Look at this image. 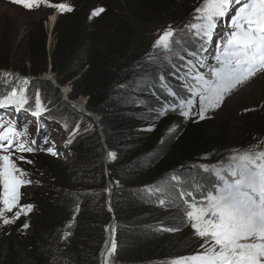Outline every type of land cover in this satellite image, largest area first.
Instances as JSON below:
<instances>
[{
    "label": "trees",
    "instance_id": "obj_1",
    "mask_svg": "<svg viewBox=\"0 0 264 264\" xmlns=\"http://www.w3.org/2000/svg\"><path fill=\"white\" fill-rule=\"evenodd\" d=\"M50 2L72 8L61 13L53 7L49 13L59 14L52 45L45 26L48 17L32 21L24 39L16 43L9 23L0 28V102H11L16 108V101L27 97L23 109L38 110L40 116L55 121L47 105L57 104L63 114L74 122L82 120L79 124L87 128H75L67 147L75 161L74 171L66 168L61 177L58 167L52 163L44 167L42 162L32 171L45 178L38 192L31 184L19 188V204H31V211L25 209L17 219L13 215L16 208L7 212L0 207L13 221L4 225L0 219V264H99L112 221L106 206L107 180L112 185L117 220L110 264H174L179 258L196 255L205 239L195 234L186 213L190 203H204L207 188L197 183L209 177L210 185L211 174L228 169L232 156L241 152L236 151L249 150L240 145L230 153L237 140L248 142L258 133L256 142L264 145L262 122L253 127L230 126L228 101L206 112L211 119L201 123L194 121L198 116L185 117L179 109L158 115L162 105L174 100L169 90L181 98L190 95L189 86L196 82L186 75L189 61L196 64L192 74L205 77L200 73L205 70V45H211L213 36L205 43L194 42V29L185 28L184 33L175 34L177 40L173 37L175 44L170 39L180 56L172 58L174 52L169 54L170 61L155 63L152 41L160 27L185 17L181 12L185 9L176 6L178 0H168L161 7L149 0L135 4L132 0ZM99 9L104 11L93 15ZM12 45H23L22 68L14 65ZM193 51L202 63L188 54ZM5 69L36 79L14 77L15 83L9 85L1 73ZM47 74L61 87L71 88V101L84 99L86 108L99 115L106 146L114 154L108 163L93 119L66 102L52 82L40 79ZM197 111L198 105L192 109ZM204 166L217 170L204 172Z\"/></svg>",
    "mask_w": 264,
    "mask_h": 264
},
{
    "label": "snow or ice",
    "instance_id": "obj_2",
    "mask_svg": "<svg viewBox=\"0 0 264 264\" xmlns=\"http://www.w3.org/2000/svg\"><path fill=\"white\" fill-rule=\"evenodd\" d=\"M11 2L29 10L43 3L56 7L61 13L72 11V8L64 3L53 5L50 0ZM237 4L239 8L231 19L233 30L229 33L230 39L222 49L223 56L217 57V66L211 69L210 76L205 78L199 74L193 75L192 69L196 68V64L189 61L191 68L186 75L196 82L195 85L189 86L190 95L181 98L174 90H169L174 100L162 105L158 115H163L168 110L179 109L181 115L185 117L196 115L201 120L205 119L206 112L220 108L227 97H232L243 90L258 73L264 74V0H204L203 7L197 9L200 15L194 17L201 23L188 25V28L195 29V35L200 40H206L217 19L223 18L232 5ZM102 11L104 9H99L93 15H99ZM173 36L174 30L169 27L154 46L161 48L163 52L174 53L175 50L169 42ZM171 43L175 44V41ZM188 54L202 63L196 51ZM160 79L163 80V77ZM11 95L15 96L16 92L13 91ZM36 95V104L39 106L41 103L39 92ZM27 102V97L16 101L18 105L16 111L23 109ZM197 104L199 110L193 113L192 109ZM7 106H11V102L8 104L0 102V108ZM31 114L39 117L41 113L35 110ZM8 132H13V129L10 127L5 132H0V153H7L0 155V161L4 162L0 166V184L4 209L12 212L13 208H16L13 215L18 219L25 209L31 211L33 207L31 204H19V188L30 184L31 181L20 178L26 173L12 159V152L15 149L12 148L13 138ZM18 150L33 151L31 147H25L24 143H19ZM109 155L114 158V154ZM19 159L25 158L21 156ZM231 159L233 163L228 169L217 170L211 174L210 185L209 177L201 178L197 186L203 183L207 188L203 194L204 203H190L191 210L186 213L188 219L193 221L191 226L195 234L205 239V243L201 245L204 251L190 257L179 258L174 264H264V150L250 149L237 153ZM27 163L32 161L28 160ZM203 170L209 172L207 166H204ZM176 179L173 177V180ZM188 195L195 200L191 192ZM0 219L4 225L13 222L4 216L3 211H0ZM115 247L113 242L109 255L115 251Z\"/></svg>",
    "mask_w": 264,
    "mask_h": 264
},
{
    "label": "rangeland",
    "instance_id": "obj_3",
    "mask_svg": "<svg viewBox=\"0 0 264 264\" xmlns=\"http://www.w3.org/2000/svg\"><path fill=\"white\" fill-rule=\"evenodd\" d=\"M133 3L137 2H144L145 0H132ZM142 1V2H141ZM157 6H163L168 0H149ZM51 4H54L50 2ZM204 0H178L176 6H179L185 10L183 15L185 14L184 18H179L176 22L173 20L167 21L162 27H160V31L155 35L152 44L155 45V42L160 39L161 35L171 27L174 30V38L176 33H184L185 28H188V25L191 24H199L201 21L194 19L200 13L197 12L198 8L203 7ZM239 5H232V7L228 10L227 14L223 18H218L213 29L211 30L210 34L212 37L211 45H205V65L204 71H200L202 75H205L208 78L211 74V69L214 66H217V57L223 56L222 49L226 46L227 40L230 39L229 33L233 30L231 26V19L233 16L236 15ZM87 11H89L90 7H86ZM92 9V8H91ZM182 10V9H180ZM54 11L53 7L47 6L41 3L40 6H34L31 10L28 8L12 3L11 0H0V28L6 26L8 23L10 24V30L16 36V42L24 39V36L30 29V24L34 20L42 19L48 17L47 21L45 22L46 29L49 31V42L52 45L54 43V39L52 36V30L54 25L59 20V14H54L48 16L50 12ZM83 14V12H82ZM51 19H53V24H50ZM194 29V42H207L206 40H200L195 35ZM208 35V36H209ZM207 36V37H208ZM171 37V41L173 40ZM177 40V39H176ZM170 42V40H169ZM14 46V55L15 61L14 65L16 67L22 68V62L24 61V54H23V45H12ZM174 47V45H171ZM201 46V45H200ZM204 47V45H203ZM175 53L172 58L176 57L177 55L180 56L177 49H174ZM153 56V61L155 63H164L166 61H170L169 54H173L170 52H163L161 48L155 47V52ZM162 57V58H157ZM164 61V62H163ZM4 75L5 83L6 84H13L15 81L13 80L14 77H18L22 80V76L15 71L6 70L1 72ZM44 77V76H43ZM43 77L40 79L44 80ZM30 78V77H29ZM54 78V77H53ZM55 79V78H54ZM12 80V81H11ZM46 80V79H45ZM66 89L69 90L68 87ZM70 91V90H69ZM35 92L31 95V99L34 100ZM55 98V96H53ZM63 97V96H62ZM64 99V98H63ZM56 100V99H55ZM65 100V99H64ZM66 101V100H65ZM228 101L230 103V118L229 123L230 126L241 128L242 126L249 125L250 127L255 126L258 122H262V127H264V74L258 73L255 78H253L249 84L240 92L236 93L232 97H227L225 102ZM67 102V101H66ZM81 103H85L84 99L79 101ZM224 102V103H225ZM54 105V104H53ZM198 105V104H197ZM222 106V105H221ZM50 104L47 105V112L53 113V118L55 120H47L44 116H33L28 111L21 109L20 111H16V108L13 106L0 108V122L4 119H9V122H12L15 128L20 127L22 130V138L18 143H24L25 147H31L33 149L32 152H22L18 150V146H12L15 151L12 152V159L17 162L19 168H22L26 175L21 176L20 178H27V180L31 181V185L34 188L35 192H38L36 189L39 186L44 184V179H42L39 175L32 174V171L40 168L41 163L44 162V167L49 163L55 165L57 172L62 177L61 172L64 171L66 168H69V171H74L75 169V161L71 159L70 154L67 153V147L70 143L69 141L72 140V137L75 136L74 129H85L87 128L86 124H79L83 122L79 120V122H74L73 119L67 117L66 113L63 114V108L58 106L57 104L54 107ZM199 110V106H198ZM99 116V115H98ZM52 117V116H51ZM69 118V119H68ZM211 119V116H206L205 119H195L196 123H201L203 121H208ZM6 124V122H5ZM85 126V127H84ZM8 128L5 126L2 128V132H5ZM73 131V132H72ZM72 132V133H71ZM71 133L70 136H67ZM259 134L257 133L256 136L252 135V140H248L245 142L244 139L237 140V147H231V152L234 153L235 150L241 148L240 145H244L250 149H255L257 151L263 150L264 145L258 144L256 142L259 139ZM35 141V143H33ZM256 142V143H255ZM16 143V144H18ZM15 144V145H16ZM51 149V151H49ZM243 152L242 149L236 152ZM55 153V154H53ZM7 154V153H0ZM23 156L25 159H19ZM211 158H214L213 156ZM28 160H31L32 163H27ZM224 160V157H223ZM3 161H0V166L3 165ZM52 167L51 165H49ZM209 171H214L217 169L208 168ZM204 171V170H203ZM16 175L19 176V173ZM31 191V190H29ZM28 192V191H27ZM0 207H4L3 205V191H2V184H0ZM203 241L199 245V252L204 251L201 248V245L204 244ZM193 256V255H192Z\"/></svg>",
    "mask_w": 264,
    "mask_h": 264
},
{
    "label": "water",
    "instance_id": "obj_4",
    "mask_svg": "<svg viewBox=\"0 0 264 264\" xmlns=\"http://www.w3.org/2000/svg\"><path fill=\"white\" fill-rule=\"evenodd\" d=\"M52 77H53V76H52L51 74H47V75H45V76L43 77V79H46V80L52 82L53 85H54L55 87H57L58 89H60L63 98H64V99H65V100H66V101H67L72 107L76 108V109H77L78 111H80L81 113H83V114H85V115H88V116H90V117L93 119V121H94V123H95V125L97 126V129H98V131H99V135H100V137H101V141H102V143H103V145H104V147H105V150H106V155H105V159H104V161H105V163H108V162L112 159V156L109 155L110 152H109V149L107 148L106 143H105V138H104V135H103V132H102V129H101V125H100V123H99V116H98V114L95 113V112H93V111H89V110L86 108V101H85V105H84L83 107H80V106H78V104H76L75 102L71 101V100L69 99V97L67 96V92H66V90L64 89V88H66V87H61V86L57 83V81H56L54 78H52ZM22 78H23V79H27V78H24V77H22ZM34 79H36V78H34V77H30V78H28L27 80H34ZM68 88H69V90H71L70 87H68ZM105 171H106V176H107V169H105ZM106 206H107L108 210L110 211V213H111V215H112V221L110 222V224H109L107 227H108V228H109V227L112 228V235H114V229H115V227H116V225H117V220H116V216H115V212H114V208H113V204H112V185H111V182H110L109 180H107V188H106ZM110 249H111V246H110V248H109V250H108V253L110 252Z\"/></svg>",
    "mask_w": 264,
    "mask_h": 264
},
{
    "label": "bare ground",
    "instance_id": "obj_5",
    "mask_svg": "<svg viewBox=\"0 0 264 264\" xmlns=\"http://www.w3.org/2000/svg\"><path fill=\"white\" fill-rule=\"evenodd\" d=\"M50 24H53V19H51ZM53 78V77H52ZM67 92V96L69 94V90L64 88ZM76 104H78V106L83 107L85 105V103H81L79 101L75 102ZM114 234H115V229H114ZM113 240H114V235H112V228H108L106 229V233H105V241L102 245L100 254H99V264H110V259L112 256V253L109 255L108 250L110 248V246H112L113 244Z\"/></svg>",
    "mask_w": 264,
    "mask_h": 264
},
{
    "label": "clouds",
    "instance_id": "obj_6",
    "mask_svg": "<svg viewBox=\"0 0 264 264\" xmlns=\"http://www.w3.org/2000/svg\"><path fill=\"white\" fill-rule=\"evenodd\" d=\"M55 26V25H54ZM53 29H54V27H53ZM53 31V30H52Z\"/></svg>",
    "mask_w": 264,
    "mask_h": 264
}]
</instances>
